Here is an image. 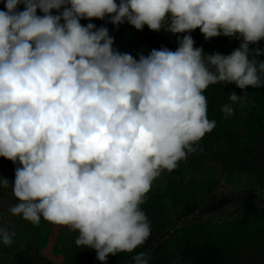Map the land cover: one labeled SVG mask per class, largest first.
Masks as SVG:
<instances>
[{
	"label": "clouds",
	"instance_id": "1",
	"mask_svg": "<svg viewBox=\"0 0 264 264\" xmlns=\"http://www.w3.org/2000/svg\"><path fill=\"white\" fill-rule=\"evenodd\" d=\"M23 5L20 11L18 6ZM0 11V157L20 166L8 211L32 225L75 233L78 248L133 253L152 231L142 205L154 182L175 171L216 127L205 91L216 84L264 88V0H5ZM61 9H63L61 11ZM42 15H38L37 11ZM56 10L57 14H53ZM241 40L207 54L191 35L175 50L134 58L114 49L107 27ZM224 119L253 105L229 96ZM14 232L0 226V245ZM145 251L133 264H151ZM173 264H176L174 261Z\"/></svg>",
	"mask_w": 264,
	"mask_h": 264
},
{
	"label": "trees",
	"instance_id": "2",
	"mask_svg": "<svg viewBox=\"0 0 264 264\" xmlns=\"http://www.w3.org/2000/svg\"><path fill=\"white\" fill-rule=\"evenodd\" d=\"M20 11L23 5L18 6ZM5 9V0H0V11ZM63 9H61L62 11ZM38 15L42 13L38 10ZM53 14H57L53 10ZM82 25L93 23L97 28L107 27L114 38V49L131 54L148 55L153 49L167 48L175 50L179 39L191 35L194 47H202L210 54L214 43L230 54L237 49L241 40L233 37L217 36L205 39L199 28L190 33L172 34L161 30H150L147 25L142 30L125 22L121 25L109 23V18L82 19ZM264 48V40L250 47ZM264 59V57H261ZM234 91L237 95L249 92L253 105L240 109L236 106L235 114L224 119L221 106L229 103V96ZM205 95L208 102V117L216 120L214 130L202 138V151L190 155L186 161L171 172H165L163 189L153 184L142 205L151 221L152 231L145 245L133 253L109 255L107 264H133L132 256L145 251L152 256L151 264H264V201L257 194V187L264 190V88L237 87L230 89L223 84L211 85ZM17 162L0 157L1 170L14 173ZM217 172L216 178H209ZM221 174L227 179L248 177L255 181L251 191L243 193L241 204L232 212L224 215L221 223L206 222L198 213L201 202L206 198L215 200L220 197ZM10 189L0 188V196ZM0 226L3 222L0 218ZM47 229L52 236L65 238L66 246L62 264H101L94 249L78 248L74 243L75 233L67 228L47 222ZM14 264H53L41 257L38 250L33 254L21 252L16 255Z\"/></svg>",
	"mask_w": 264,
	"mask_h": 264
},
{
	"label": "rangeland",
	"instance_id": "3",
	"mask_svg": "<svg viewBox=\"0 0 264 264\" xmlns=\"http://www.w3.org/2000/svg\"><path fill=\"white\" fill-rule=\"evenodd\" d=\"M219 52L225 54V49L217 43H214L210 54ZM230 89L236 87L235 84L225 85ZM219 175L217 172L212 173L209 178H216ZM0 177L6 178L11 184L14 182V173L7 171L6 168L1 170ZM221 184L219 192L223 195L215 200L206 198L201 202V210L198 217L206 222L221 223L225 220L224 215L232 212L241 204V199L244 198L243 193L250 192L251 188L255 186V181L248 177H233L227 179V176L221 174ZM165 180L163 173L155 184L162 190ZM4 195L0 196V218L3 226L9 228L14 232V243L5 247L0 245V264H14L16 255L21 252H28L33 254V250L37 249L41 257L49 259L53 264H62L64 258V250L66 246L65 238L62 235L59 237L52 236L50 230L47 229V222L41 221L39 225H32L24 221L20 217L12 216L8 209L17 201L12 195L11 188ZM257 194L260 195L264 201V190L257 187Z\"/></svg>",
	"mask_w": 264,
	"mask_h": 264
}]
</instances>
